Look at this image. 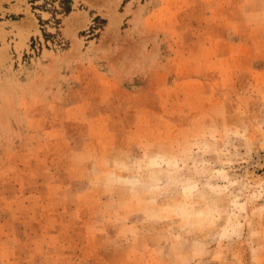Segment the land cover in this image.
<instances>
[{
    "label": "rangeland",
    "instance_id": "obj_1",
    "mask_svg": "<svg viewBox=\"0 0 264 264\" xmlns=\"http://www.w3.org/2000/svg\"><path fill=\"white\" fill-rule=\"evenodd\" d=\"M37 3L0 0V264H264V0Z\"/></svg>",
    "mask_w": 264,
    "mask_h": 264
},
{
    "label": "clouds",
    "instance_id": "obj_2",
    "mask_svg": "<svg viewBox=\"0 0 264 264\" xmlns=\"http://www.w3.org/2000/svg\"><path fill=\"white\" fill-rule=\"evenodd\" d=\"M209 162H205V164H208ZM143 167L147 169H160L164 167L168 168H174L178 167V165L174 161H170L165 159L164 157H152L150 159H147L146 162L143 163ZM202 174L208 176L210 179L213 178H224L227 179V176L225 173H223L220 170L212 171L211 165L209 167L202 170ZM211 187V185H209ZM225 234L227 235L230 231H234V227L232 226V220L229 218L227 225L225 226Z\"/></svg>",
    "mask_w": 264,
    "mask_h": 264
},
{
    "label": "snow or ice",
    "instance_id": "obj_3",
    "mask_svg": "<svg viewBox=\"0 0 264 264\" xmlns=\"http://www.w3.org/2000/svg\"><path fill=\"white\" fill-rule=\"evenodd\" d=\"M29 3L32 5L31 14L25 15L24 13H21V16L16 17V19H20L22 17L24 20V24L22 25V27L25 28H31L37 21H39L41 25H43L45 23L44 17L41 16L38 12V8H40L41 5L37 3V0H29ZM125 3H127V0H125ZM124 6H125L124 4L121 5V11H123ZM106 22L107 21H105V23ZM38 38H39L38 36H33L34 40H38Z\"/></svg>",
    "mask_w": 264,
    "mask_h": 264
},
{
    "label": "trees",
    "instance_id": "obj_4",
    "mask_svg": "<svg viewBox=\"0 0 264 264\" xmlns=\"http://www.w3.org/2000/svg\"><path fill=\"white\" fill-rule=\"evenodd\" d=\"M70 10H71V7H68L67 10H66V12H70Z\"/></svg>",
    "mask_w": 264,
    "mask_h": 264
},
{
    "label": "bare ground",
    "instance_id": "obj_5",
    "mask_svg": "<svg viewBox=\"0 0 264 264\" xmlns=\"http://www.w3.org/2000/svg\"><path fill=\"white\" fill-rule=\"evenodd\" d=\"M74 16H76L75 14H74ZM18 25V24H17ZM19 26V25H18ZM70 26H71V24H70Z\"/></svg>",
    "mask_w": 264,
    "mask_h": 264
}]
</instances>
